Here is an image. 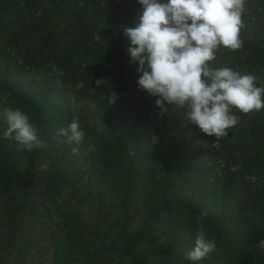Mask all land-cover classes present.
I'll return each mask as SVG.
<instances>
[{"label":"trees","instance_id":"1","mask_svg":"<svg viewBox=\"0 0 264 264\" xmlns=\"http://www.w3.org/2000/svg\"><path fill=\"white\" fill-rule=\"evenodd\" d=\"M141 10L137 0H0V62L12 58L21 72H48L36 84L17 81L7 63L0 77V108L25 112L44 145L27 152L0 135V202L9 201L0 214L12 224L0 233V264L15 257L10 242L32 190L49 203L73 194L78 205L95 207L91 233L101 232L87 256L104 264H193L186 253L201 226L217 247L198 264H264V180L252 182L264 169V109L233 107L238 123L229 135L205 141L189 134L182 112L161 114L156 97L137 86L138 65L123 35ZM240 39L239 49L220 46L208 63L254 75L264 87V0H245ZM97 79L106 83L97 86ZM70 93L94 103V117L73 105ZM74 118L99 153L85 182L76 165L80 146L58 135ZM0 122L5 129L3 115ZM138 217L142 229L131 231ZM80 219L71 218V230ZM153 225L161 232L149 239ZM82 232L75 230V249L89 242Z\"/></svg>","mask_w":264,"mask_h":264},{"label":"clouds","instance_id":"2","mask_svg":"<svg viewBox=\"0 0 264 264\" xmlns=\"http://www.w3.org/2000/svg\"><path fill=\"white\" fill-rule=\"evenodd\" d=\"M141 6L133 26H125L123 35L129 46L130 62L138 66L139 89L156 97L161 114L175 108L185 120L217 140L229 135L238 123L231 112H259L264 109V87L256 86V77L228 67L214 68L215 51L223 46L237 50L242 46L240 30L245 0H137ZM97 79V86L105 84ZM116 96L109 98L114 103ZM3 138L13 140L27 152L42 148L36 127L21 109L3 110ZM66 142L80 144L85 133L74 118L58 130ZM74 152L77 149H73ZM46 165L42 166L46 168ZM264 249V240L260 242ZM217 245L201 226L194 246L186 258L198 264L215 251Z\"/></svg>","mask_w":264,"mask_h":264},{"label":"rangeland","instance_id":"3","mask_svg":"<svg viewBox=\"0 0 264 264\" xmlns=\"http://www.w3.org/2000/svg\"><path fill=\"white\" fill-rule=\"evenodd\" d=\"M247 24V23H246ZM249 25V24H248ZM7 63L12 64V76L19 80H30L34 84L39 83V80L45 78L48 72L36 73V72H21L18 68V62L14 59H4L0 62V77L5 74V67ZM71 102L75 106H84L88 109L84 110V114L91 115V110L96 109L94 103H86L78 101L73 93H70ZM112 96V95H110ZM107 102L109 103V98ZM117 99V97H116ZM109 103V104H115ZM5 108H0V116ZM183 117V116H182ZM99 121V119H97ZM153 123V118H150L145 122L146 126L149 128L152 137V144L158 145L159 138L152 133L151 125ZM1 124V122H0ZM186 126V123L183 124ZM190 135H194L199 138V140L205 141L210 136L202 133L200 129L195 125L190 126ZM79 155L76 158V165H82L83 171L86 172L85 180L91 178V170H96L98 166L93 160L99 153L91 139L84 137V140L78 144ZM98 168V167H97ZM28 169H24V173ZM38 176V175H37ZM93 179H95V174H93ZM252 182L258 179V181L264 180V169L263 172L252 178ZM8 200H3L0 202V211H3L5 206L8 204ZM89 202V201H88ZM88 202L84 206L78 205V201L72 194L70 196H59L58 199L49 203L45 199L41 198L39 193L35 190L31 191L28 195V206L26 212H24L23 221L18 228V235L15 239L10 242V249L12 250L14 259L11 264H104L101 260L97 258H91L87 256L93 245L96 243V238L100 236L101 229L98 227V231H93L94 226V212L95 207ZM220 208L219 203H217L216 208ZM79 214L81 219L79 221L78 229L82 230V234L90 237L87 245H81L78 249L73 245V239L75 238V230H71V218ZM0 233L6 232L12 227V224L5 222L4 217L0 214ZM99 226V225H98ZM143 226V218L138 217V219L132 223L129 228L131 231H140ZM161 232L159 225H153L150 229L147 237L151 239ZM84 246V247H83ZM82 250L81 255L78 253ZM77 256L86 257L83 262L77 261Z\"/></svg>","mask_w":264,"mask_h":264}]
</instances>
